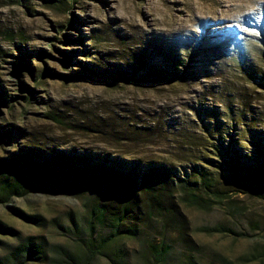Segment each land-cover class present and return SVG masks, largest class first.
Wrapping results in <instances>:
<instances>
[{
	"label": "rangeland",
	"instance_id": "1",
	"mask_svg": "<svg viewBox=\"0 0 264 264\" xmlns=\"http://www.w3.org/2000/svg\"><path fill=\"white\" fill-rule=\"evenodd\" d=\"M0 95V162L35 148L164 164L178 181L204 168L227 193L207 209L175 195L186 239L174 232L161 264H264L263 194L219 155L241 148L255 163L264 138V0H0ZM4 179L0 169V227L11 229L0 264H79L70 218L84 222L83 200L35 189L2 201ZM30 236L42 252L13 260ZM123 239L124 259L93 263L147 264L145 247Z\"/></svg>",
	"mask_w": 264,
	"mask_h": 264
},
{
	"label": "trees",
	"instance_id": "2",
	"mask_svg": "<svg viewBox=\"0 0 264 264\" xmlns=\"http://www.w3.org/2000/svg\"><path fill=\"white\" fill-rule=\"evenodd\" d=\"M143 61L144 58L140 57L141 66L145 64ZM18 66L19 69L25 67V62L20 61ZM179 69V66L171 70L159 67L154 71L157 76H164L167 71L177 74ZM4 133L8 138L14 137L12 129ZM224 150L228 157H224L222 149H219V155L225 159L232 180L263 194L264 198V138L256 141L255 163L248 159L249 154H243L241 148ZM209 161L214 162L213 159ZM0 169L5 178L2 194L5 198L2 201L35 189L72 192L83 200L88 211L84 222L79 224L73 215L70 218V228L81 231L84 238L80 244L86 253L79 264H94L93 258L99 254H114L117 259H124L123 248L116 249V244L123 238L138 240L145 247L147 264H161L171 249L167 239L173 238L174 232L178 234L175 238L182 236L186 239L180 223L177 225L180 219L175 195L178 194L180 200L189 206L207 209L213 200L218 202L227 193L214 187L208 172L198 166L193 167L192 175L178 181L173 176L174 169L164 164L144 165L139 160L126 162L88 151L49 152L29 148L2 160ZM17 213L32 222L40 220L39 216L21 210ZM0 230L11 229L3 226ZM150 232L158 233L161 241L149 238ZM41 248L30 236L14 248L11 257L26 260L41 253ZM118 251L122 253L118 254Z\"/></svg>",
	"mask_w": 264,
	"mask_h": 264
}]
</instances>
